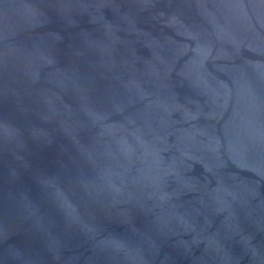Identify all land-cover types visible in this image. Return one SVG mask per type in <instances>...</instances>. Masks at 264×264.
I'll list each match as a JSON object with an SVG mask.
<instances>
[{
    "label": "water",
    "instance_id": "1",
    "mask_svg": "<svg viewBox=\"0 0 264 264\" xmlns=\"http://www.w3.org/2000/svg\"><path fill=\"white\" fill-rule=\"evenodd\" d=\"M0 264H264V0H0Z\"/></svg>",
    "mask_w": 264,
    "mask_h": 264
}]
</instances>
